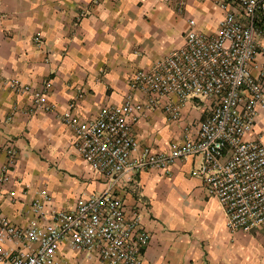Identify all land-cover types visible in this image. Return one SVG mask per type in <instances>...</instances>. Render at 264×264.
<instances>
[{
	"label": "crops",
	"instance_id": "obj_1",
	"mask_svg": "<svg viewBox=\"0 0 264 264\" xmlns=\"http://www.w3.org/2000/svg\"><path fill=\"white\" fill-rule=\"evenodd\" d=\"M230 1L187 0L179 13L172 0H1L0 143L13 139L17 150L1 212L24 225L30 202L42 193L50 196L48 207L64 211L73 210L79 196L100 193L104 180L74 149L61 115L72 103L81 121L120 105L131 93L134 72L183 45L188 21L201 34H217L225 15L219 6ZM37 34L40 45L33 42ZM263 69L260 51L251 74L258 77ZM12 80L29 92L13 93L7 86ZM45 85L42 101L32 110V93ZM210 107L207 99H192L177 122L160 109L147 112L133 125L137 147L132 157L144 149L169 153L194 137ZM246 139L264 145L263 113ZM4 160L0 153V166ZM200 164V158L188 157L175 161L167 173L143 170L118 184L127 214L140 205L151 237L142 264H264V226L249 234L230 233L220 205L206 194L197 173Z\"/></svg>",
	"mask_w": 264,
	"mask_h": 264
},
{
	"label": "built area",
	"instance_id": "obj_2",
	"mask_svg": "<svg viewBox=\"0 0 264 264\" xmlns=\"http://www.w3.org/2000/svg\"><path fill=\"white\" fill-rule=\"evenodd\" d=\"M172 1L177 12L184 11L187 0ZM219 7L225 15L217 34H201L188 21L183 45L149 69L134 72L128 83L131 93L120 105L104 107L85 121L69 105L61 122L105 188L79 196L71 211L48 207L50 196L42 193L30 202L24 225L11 222L0 209V264H82L81 258L97 264H142L151 238L142 208L136 206L128 215L116 188L126 175L150 169L167 173L175 161L188 157L201 159L197 173L207 196L223 210L230 233L249 234L264 226V145L246 139L258 114H264V69L258 77L251 74L258 53L264 52V0H231ZM33 42L40 45L41 36ZM7 86L15 94L29 92L18 80ZM47 89L32 93V110ZM137 94L143 98L136 99ZM192 99L211 103L194 137L169 153L144 149L132 157L137 147L134 124L156 109L177 122ZM0 153L5 158L1 198L17 163L14 140L0 143Z\"/></svg>",
	"mask_w": 264,
	"mask_h": 264
}]
</instances>
